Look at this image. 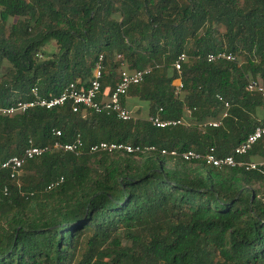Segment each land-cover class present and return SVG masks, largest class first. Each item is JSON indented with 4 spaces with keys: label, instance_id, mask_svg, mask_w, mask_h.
<instances>
[{
    "label": "trees",
    "instance_id": "obj_1",
    "mask_svg": "<svg viewBox=\"0 0 264 264\" xmlns=\"http://www.w3.org/2000/svg\"><path fill=\"white\" fill-rule=\"evenodd\" d=\"M218 53L241 68L207 62ZM100 57L103 99L120 71L150 70L121 99L132 120L69 103L0 116V264H264V174L181 157L229 156L264 124V0H0V108L33 89H86ZM256 79L262 92L248 89ZM152 117L187 126L158 129ZM77 138L80 154L28 161L19 185L1 170L29 147ZM99 143L140 152L91 154ZM251 159L264 161V137L237 157Z\"/></svg>",
    "mask_w": 264,
    "mask_h": 264
},
{
    "label": "built area",
    "instance_id": "obj_2",
    "mask_svg": "<svg viewBox=\"0 0 264 264\" xmlns=\"http://www.w3.org/2000/svg\"><path fill=\"white\" fill-rule=\"evenodd\" d=\"M119 59V58H118ZM102 57L99 58L98 63L96 64L92 77L90 79L89 85L86 89H81L77 87L76 84H69L60 95L52 98L41 97L36 89L31 91V99L29 101L17 102L14 105L8 108H0V116L4 117H13L15 115L23 114L29 110L40 108L45 110H52L55 108L62 107L66 104H70L72 113H77L80 108L84 110H90L94 113H107L115 115L121 121H130L132 120L131 113L124 109L121 105V99L127 95V92L130 87L138 86L142 83L144 77L150 73L149 69L128 73L124 70L119 73V81L114 90L107 96L106 99H103L100 95L101 91V80L103 75L102 68ZM227 61L235 64L237 68H241V62L232 55L218 53L216 55H208L207 62L213 63L216 61ZM187 61V57L184 54H181L177 57L174 63V69L177 73H180L182 65ZM179 82V81H178ZM178 87H181L180 82ZM250 92L257 91L262 92V86L258 81L252 82L248 87ZM216 99L220 102L225 110V113L222 115V118H226L227 111L230 108L228 102H226L222 97L217 96ZM148 122L158 129H165L169 127L183 126L186 127L187 123L183 120L178 121H163L159 117H152L148 119ZM220 126L219 121L209 122L204 127L209 128H218ZM55 137H60L61 133L59 131L54 132ZM264 137V124L258 126L254 131L248 135L246 140L242 142L237 148L234 149L232 154L219 158L215 155L214 149H210L205 155L197 154L193 151H188L181 155L182 159L186 162L203 160L206 165L221 168H235L242 167L246 172H259L264 174V161H254L253 159L249 162L243 163L237 161V157H243L247 155L255 144ZM82 149V142L80 138H77L73 143L62 144L59 142H54L51 145L43 147H29L23 151L19 156H14L8 159L1 165V170L6 171L9 178L18 185L19 178L22 173L23 166L28 162L34 159L42 157L48 152H63L71 154H80ZM153 150V148L149 149ZM114 151H123L125 153H137L140 152L139 147H133L130 145H117V144H108V143H99L90 147L89 152L91 154H98L104 152H114ZM163 155L169 154L170 156H175V152L167 153L165 151L161 152ZM63 182V179L51 183L47 190H52L59 184ZM0 192L3 195L8 194V188L2 185L0 181Z\"/></svg>",
    "mask_w": 264,
    "mask_h": 264
},
{
    "label": "crops",
    "instance_id": "obj_3",
    "mask_svg": "<svg viewBox=\"0 0 264 264\" xmlns=\"http://www.w3.org/2000/svg\"><path fill=\"white\" fill-rule=\"evenodd\" d=\"M127 101L128 102H133V104H134V108H133V110L134 111H139L140 109H144V107H145V105H142V104H140V101L137 99V98H127ZM144 114L145 113H143V112H140V117H144Z\"/></svg>",
    "mask_w": 264,
    "mask_h": 264
},
{
    "label": "rangeland",
    "instance_id": "obj_4",
    "mask_svg": "<svg viewBox=\"0 0 264 264\" xmlns=\"http://www.w3.org/2000/svg\"><path fill=\"white\" fill-rule=\"evenodd\" d=\"M240 62H242V59H240ZM256 81H258L260 83V80L256 79ZM179 82L178 81H175L174 82V85L175 86H178ZM21 177V176H20ZM20 184V178H19V181H18V185Z\"/></svg>",
    "mask_w": 264,
    "mask_h": 264
}]
</instances>
